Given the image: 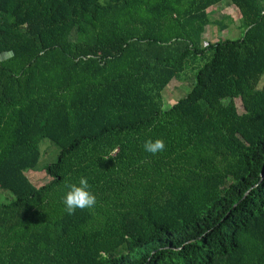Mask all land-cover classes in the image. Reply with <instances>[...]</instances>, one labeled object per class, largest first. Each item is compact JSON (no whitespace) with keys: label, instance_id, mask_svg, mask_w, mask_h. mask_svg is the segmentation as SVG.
I'll list each match as a JSON object with an SVG mask.
<instances>
[{"label":"trees","instance_id":"obj_1","mask_svg":"<svg viewBox=\"0 0 264 264\" xmlns=\"http://www.w3.org/2000/svg\"><path fill=\"white\" fill-rule=\"evenodd\" d=\"M222 1L243 35L203 44ZM81 176L96 205L68 215ZM0 190V264H264V0H0Z\"/></svg>","mask_w":264,"mask_h":264},{"label":"rangeland","instance_id":"obj_2","mask_svg":"<svg viewBox=\"0 0 264 264\" xmlns=\"http://www.w3.org/2000/svg\"><path fill=\"white\" fill-rule=\"evenodd\" d=\"M227 9V7H225ZM215 13L208 14L210 17V23H218L219 25H212L207 24L205 28V33L202 35L203 41L205 44L206 42H214L217 38L221 39H238L243 35L244 30L240 28V21L239 17L237 16V12L231 11L232 18H235V23L230 24L228 27H225V20L223 21V26L220 25V20L214 16L219 13L220 11L215 9ZM74 39V36L71 38ZM211 58V54L208 52L203 56L196 57V58H189L184 67L183 73L179 75V79H174L171 84L164 90V101L167 106L173 105L177 101H179L182 97H184L189 90L191 89L192 85L194 84V77L198 70L207 63ZM235 105L239 112H243V106L241 100H235ZM41 148V159L39 164L36 166V170L30 169L26 172L27 176L31 180V182L36 186L40 187L43 183L48 180V177L45 173V166L46 164L56 161L58 157V153L60 152V148L52 142L48 138H42L40 142ZM9 197V200L6 198ZM14 199L12 193L8 191L0 190V203H10Z\"/></svg>","mask_w":264,"mask_h":264},{"label":"clouds","instance_id":"obj_3","mask_svg":"<svg viewBox=\"0 0 264 264\" xmlns=\"http://www.w3.org/2000/svg\"><path fill=\"white\" fill-rule=\"evenodd\" d=\"M144 151L156 155L165 150V143L162 139H147L143 144ZM109 157H105L107 159ZM61 202L68 215H73L77 209H91L96 205V196L91 191V185L86 177L81 176L78 182H65Z\"/></svg>","mask_w":264,"mask_h":264},{"label":"crops","instance_id":"obj_4","mask_svg":"<svg viewBox=\"0 0 264 264\" xmlns=\"http://www.w3.org/2000/svg\"><path fill=\"white\" fill-rule=\"evenodd\" d=\"M227 4L228 3H226V1H222L221 3H219V4H217L216 6H214L213 7V10H215V8L217 9L218 8V10L220 11L219 13H222V14H216L215 16H214V19H215V17H217V19H219V20H225L227 17H233V16H231V13H233V12H231V11H234L230 6H227ZM225 7H227V9L225 8ZM211 10V11H210ZM209 11H207L208 12V14L209 13H215L216 11H213L212 10V8L210 9ZM208 17H209V15H208ZM230 18V19H231ZM233 19V21L235 20V18H232ZM209 20H210V17H209ZM235 23V22H234ZM213 24H216V23H213Z\"/></svg>","mask_w":264,"mask_h":264},{"label":"water","instance_id":"obj_5","mask_svg":"<svg viewBox=\"0 0 264 264\" xmlns=\"http://www.w3.org/2000/svg\"><path fill=\"white\" fill-rule=\"evenodd\" d=\"M13 55H14L13 52H6V53H4V54L2 55L1 58H3V59H7V58L12 57Z\"/></svg>","mask_w":264,"mask_h":264}]
</instances>
